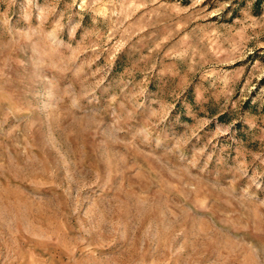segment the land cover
Instances as JSON below:
<instances>
[{
	"label": "rangeland",
	"instance_id": "obj_1",
	"mask_svg": "<svg viewBox=\"0 0 264 264\" xmlns=\"http://www.w3.org/2000/svg\"><path fill=\"white\" fill-rule=\"evenodd\" d=\"M0 264H264V0H0Z\"/></svg>",
	"mask_w": 264,
	"mask_h": 264
}]
</instances>
